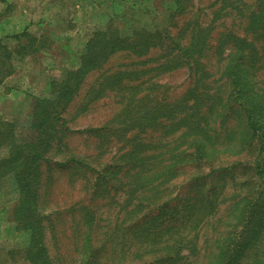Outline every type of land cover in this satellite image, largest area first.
I'll return each instance as SVG.
<instances>
[{"label":"rangeland","instance_id":"obj_1","mask_svg":"<svg viewBox=\"0 0 264 264\" xmlns=\"http://www.w3.org/2000/svg\"><path fill=\"white\" fill-rule=\"evenodd\" d=\"M241 3L244 4L243 11L238 13L223 0H192L181 12L173 13L171 0H149L136 5L134 0H10L5 15L16 16L13 20H17L18 11L27 8V14H31L27 16L31 21L29 31L36 38L31 42L23 39L10 46L8 51L0 50V58L14 69L0 86V106L5 108V111L0 109L4 113L0 114V119L14 123L12 129L19 143L36 136L31 128L35 98L55 97L51 81L63 79L68 70L78 67L79 57L92 35L109 29L111 24L122 38L134 37L135 27H144L152 34L162 33L151 39L148 48H125L111 54L101 67L87 74L76 96L62 107V116L69 130L66 131L63 121L58 120L48 157L41 165L42 200L39 205L46 217L53 264H82L83 243L89 234L93 236L91 244L98 248L91 264H146L159 255L177 253L175 248L163 249L161 253L157 249L182 237L186 238L184 242L195 239L193 263L204 260L206 245L209 254L216 249L214 223L222 216L221 231L224 226L232 224L234 204L239 205L248 196V180L252 176L249 168V160L253 157L251 151L215 152L207 161L200 162L187 158L181 163L176 177L162 182V177L149 164L163 158L169 162V150L177 146L189 147L190 138L182 136L180 125H172L176 123L175 118L159 117L145 124V128L144 125L127 129L128 119L118 117V114L124 108L126 98L138 88L133 86L137 84L141 94L149 96L152 102L158 99L176 103L185 93L195 88L199 90L207 82V91L213 96L220 86V65L229 61L236 48L253 51L255 47L251 41L259 49L264 48V35L255 39L263 30L257 26L264 23V17L260 14L258 23L249 25L250 12L264 9V0H242ZM20 20L22 24L24 19L21 17ZM197 28L206 32V39L212 47L209 55L201 58L206 68L196 72L186 63L167 68L177 50H172L171 40L161 37L168 33L181 44H187L191 32ZM226 35L228 42L221 44ZM235 37L246 41L236 42ZM220 50H223L221 62ZM257 51L255 48L250 56L255 71L249 68L244 74L248 76L245 82L251 87L256 81L264 86V67L256 65L260 60L256 58ZM3 52H10V56L3 55ZM205 69V82L196 86L198 75ZM26 73H30L32 79L23 83L29 85L24 89L20 79ZM114 76L118 78L113 79ZM227 91L226 84L222 87V97H226ZM208 115L213 116L209 112ZM237 117L234 113L223 127H217L216 134L222 142H226L232 133L239 135ZM93 128L96 130H91ZM138 141L148 147L137 149L135 144ZM8 145L10 143L0 146V158L9 153ZM133 149H137L134 154H126ZM160 152L165 154L141 160L143 155ZM146 161H149L147 165L151 170L144 172L148 176L138 177L133 165L138 164L141 168ZM235 161L249 165L221 168ZM119 164L122 166L120 170ZM115 171L119 173L112 174ZM199 192L205 198L213 194L217 196L218 212L216 217L197 220V225L194 223L193 226V222H184L195 208L194 200L187 202L186 197L190 200ZM17 197L14 180L9 177L0 179V205L7 201L8 209L6 216L0 213V264H28L22 252L13 251L24 247L28 240V233L16 229L9 216ZM166 226L172 229L162 231ZM175 226L179 232H175ZM156 233L159 235H154ZM5 239L13 240L17 246L13 252L9 251L8 256L2 250ZM115 245L117 250L112 254ZM188 246L192 248L191 243ZM180 253L188 254V247H182ZM188 261L172 258V262L164 264H185Z\"/></svg>","mask_w":264,"mask_h":264},{"label":"trees","instance_id":"obj_2","mask_svg":"<svg viewBox=\"0 0 264 264\" xmlns=\"http://www.w3.org/2000/svg\"><path fill=\"white\" fill-rule=\"evenodd\" d=\"M191 1L171 0L172 6L170 9L173 13L181 12ZM223 1L226 6L231 4L238 13H242L241 7L244 6L241 3L242 0ZM260 1L262 0H257V2ZM142 2H149V0H134L135 5ZM259 11L250 12V26L258 23L257 17L260 18V14L262 18L264 17V9ZM257 14L259 15L257 16ZM108 28L96 32L88 40L84 53L79 57L77 68L68 70L63 79L51 81L52 91L56 93L53 99L48 97L35 98L31 111V128L36 133L34 139L22 143L17 142L12 129L14 123L0 119V146L10 143V146L8 145L9 153L7 156L0 158V179L9 177L14 180L18 197L11 209V219L15 222L16 229L28 233L26 245L19 248V250L15 249L13 251L22 252L23 259L28 264H53L48 243L46 217L42 207L39 205L40 199L42 200L40 191L42 183L41 165L48 157L55 138L54 128L58 120L63 121L62 126L65 125L66 131L69 130L66 126V119L62 116V107L76 96L87 74L101 67L105 62L104 60L111 54L125 48L132 50H137L139 47L148 48L151 39L155 35L162 34L160 32L152 34L144 27H135L134 37L122 38L118 35L117 30L114 29L116 27L113 24ZM257 28H263L260 33H257L255 38L259 40L264 35V23L260 22ZM228 35H226L221 44L228 42ZM16 37L19 43L23 39L27 42H31V39H36L35 36H32L27 31ZM161 38L171 40L172 50H177V54L173 56V59L169 60L167 68H176L181 66L182 63L188 64L191 68L194 67L196 72L206 68L201 58L209 55L212 47L206 39L205 31L200 28L194 29L187 44H181L177 39L170 37L168 33ZM235 41L244 42L246 40L235 37ZM155 44L156 42L153 45ZM250 44L258 49L256 58L260 60L256 61V65L259 64L263 68L264 48L259 49L252 41ZM21 46L26 47L23 44ZM28 47L31 48L32 45ZM238 48L231 54L232 57L228 59L227 63L220 65V86H218L217 92L213 96L207 91V82L199 90L195 88L185 93L182 100L176 101V103L159 101L158 99H153L154 102H152V100L148 99L149 96L141 94L142 90L138 89L139 84H137L133 86L138 88L126 98L124 108L118 114V117H126L128 119L129 126H127V129L144 126L159 117L175 118L176 123L172 125H180L182 136L190 138L189 147L181 148L177 146L173 150H169L171 152V156L168 158V160L170 159L169 162H165L167 158H163L149 164L152 170H156V173L160 175L159 177H162V182H167L176 177L182 166L181 163L187 158H191L194 162L207 161L208 156L215 152L230 151L232 149H237V152L234 153H242L247 150L253 154V157L249 160L251 161L249 168L252 176L248 180L250 186L248 196L239 205L238 203L234 204L232 211L235 212L232 216L234 222L226 225V227L223 224V231L219 228L222 216L214 223V230L217 233L214 238L216 249L209 254L207 252L209 246L206 245V252L203 255L204 260L193 263L191 256L194 254L192 250L196 248L195 239H188L184 242L186 238L182 237L173 243H167L163 248L157 249L161 253L163 249L175 248L177 253L159 255L154 260L145 262L146 264H164L166 261L172 262V258L189 259L190 261L185 262V264H264V86L260 85L258 81L254 82L252 87L248 82H245L248 76L244 74L249 72V68L255 71L250 59L255 48L253 51L250 50L248 52L245 49L241 50ZM1 49L11 50L10 47L0 42ZM3 55L10 56V52L8 54L3 52ZM219 55V62H221L223 60V50H220ZM189 59H191L192 64ZM13 72L14 69L9 68L8 64L0 58V84ZM206 74L205 69L204 72L198 75L196 86L205 82ZM117 78L116 76L113 77V79ZM120 82L121 79L119 80ZM226 84L228 87L227 95L222 97V87L226 86ZM204 107H206V110ZM208 112L213 116H209ZM234 113L238 115L236 119L239 126V135L236 136L237 133H232L231 136L226 138V142H222L216 134V129L218 126L223 127ZM218 121L219 123L216 124ZM91 130L96 129L93 128ZM146 146L148 147L142 141H138L135 144L137 149ZM191 148L192 150H190ZM137 149H133L126 154H134ZM164 154L163 152L146 154L141 157V160L157 158ZM148 162L146 161V164L142 165L141 168L138 164L133 165V168H136L135 174L138 177L148 176V174H144V172L151 170L149 165H147ZM236 165L247 167L249 164L244 161H235L231 165L221 168L230 169L235 168ZM118 166L120 170L121 164ZM116 173L119 172H112V174ZM136 189L137 187L133 189V192ZM153 189H155V185ZM199 194L200 192L193 195L190 200L186 197L187 202L194 200L195 208H192L190 216L184 222H193V226L197 220L202 221L209 218L208 216L216 217L218 212L219 200H217L215 194L207 196V198ZM197 206L199 207L197 208ZM159 216L160 214L157 217ZM227 227H229L228 230L226 229ZM171 229L172 227L166 226L162 231ZM179 231L180 229L175 226V232ZM154 235L158 236L159 234L156 233ZM92 240V234H89L84 240L85 243H83L82 250V260L84 262L82 264H91V259L96 254L98 248L91 244ZM189 243L192 244V248L188 246ZM112 247H115L112 252V254H115L116 245ZM182 247H188L189 253L181 255ZM249 247H253L251 251H247ZM213 257L214 259L211 260Z\"/></svg>","mask_w":264,"mask_h":264},{"label":"crops","instance_id":"obj_3","mask_svg":"<svg viewBox=\"0 0 264 264\" xmlns=\"http://www.w3.org/2000/svg\"><path fill=\"white\" fill-rule=\"evenodd\" d=\"M116 1H118V0H116ZM9 2H10V0H7V1L6 0H0V42L3 45H6L8 47L14 46L15 43L19 44V41H18L16 36L23 33L24 31H27L30 33L29 28L31 27V21H29V19L27 18V16L31 15V14H27V10H26L27 8L24 10L20 9L18 11V19L17 20H13L14 19L13 17H16V16L10 17V14L5 15V13L7 12L8 6H9ZM7 16H9V17H7ZM21 17L24 19L22 21V24H20L21 23V20H20ZM10 19L13 20L12 23L9 22ZM125 19H127V17ZM25 20H28L29 22H25ZM104 28H107V27H104ZM30 75H31L30 73H26L20 79V82L22 85L21 87H23L24 89L29 88L28 84L24 85L23 83L30 82V80L32 79ZM37 76H39V75H37ZM2 84H0V86H2ZM21 87H18V89L20 88V90H21ZM0 92H1V87H0ZM0 98H2V96ZM1 106H0V109L3 108V110L5 111V108L3 107V105H1ZM0 114L4 115V113L2 111H0ZM6 206H7V201L0 205V213H2L3 216H6L8 213V209L6 208ZM9 216H10V212H9ZM9 216H7V217L9 218ZM4 241H5V245H2L3 246L2 250L5 252L6 256H8L9 251L15 249V247H17V246H15L16 243H14L13 240H10V239L6 240L5 239Z\"/></svg>","mask_w":264,"mask_h":264}]
</instances>
